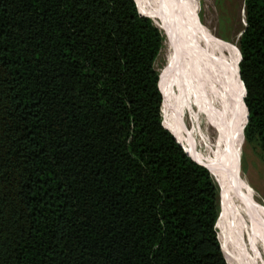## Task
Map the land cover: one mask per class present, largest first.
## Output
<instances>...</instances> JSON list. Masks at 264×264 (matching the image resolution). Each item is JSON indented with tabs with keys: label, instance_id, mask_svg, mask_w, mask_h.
I'll use <instances>...</instances> for the list:
<instances>
[{
	"label": "trees",
	"instance_id": "1",
	"mask_svg": "<svg viewBox=\"0 0 264 264\" xmlns=\"http://www.w3.org/2000/svg\"><path fill=\"white\" fill-rule=\"evenodd\" d=\"M243 3L264 161V0ZM162 33L151 0H0V264H234L216 182L161 116Z\"/></svg>",
	"mask_w": 264,
	"mask_h": 264
},
{
	"label": "bare ground",
	"instance_id": "2",
	"mask_svg": "<svg viewBox=\"0 0 264 264\" xmlns=\"http://www.w3.org/2000/svg\"><path fill=\"white\" fill-rule=\"evenodd\" d=\"M151 2L156 14L162 20L163 34L166 37L164 45L167 51V65L171 66L170 76L163 80V111L167 114L169 124L183 134L187 145L201 165L211 172L218 185L219 196L224 201L232 227V235L224 240V244L223 241L221 243L228 258L234 264H262L255 251V243L260 234L262 203L258 201L252 187L241 177L229 150L242 105L238 48L231 42L224 45L220 38L202 24L204 36L211 47L209 65L218 79L216 91L219 92L224 80L229 82L227 93L217 97L219 127L211 131L199 121L195 103L194 92L200 75L199 33L193 21L191 3L187 0H151ZM216 57L220 60L219 66L214 65ZM173 80L176 81L177 88L175 100L172 97ZM174 102L173 110L171 106ZM199 142L211 149L213 166L197 154L200 151L197 147ZM255 221L257 224L254 227Z\"/></svg>",
	"mask_w": 264,
	"mask_h": 264
},
{
	"label": "rangeland",
	"instance_id": "3",
	"mask_svg": "<svg viewBox=\"0 0 264 264\" xmlns=\"http://www.w3.org/2000/svg\"><path fill=\"white\" fill-rule=\"evenodd\" d=\"M187 1L191 3L193 21L199 33L198 60L200 64V75L197 79L196 89L194 92L195 103L197 104L198 108V119L203 126L207 127L211 131H214L219 127V119L217 116V97L227 93L229 82L228 80H224L221 86L222 89L220 88L219 92L216 91L218 79L216 73L209 65L211 47L204 36L202 24L218 38H220L222 42H224V45H227L228 42H231L237 47L239 35L245 26L244 3L243 0ZM162 36L164 42L166 37L163 33ZM166 52V47L164 45L155 64L156 70L159 72V76L164 79L170 76L171 70V66L167 65L168 60ZM237 57L239 59V51L237 52ZM219 64L220 60L218 57H216L214 65L219 66ZM176 92V81H174L172 84V97H174V100L177 97ZM171 108L174 110L175 102ZM166 115V112L162 111L161 109L162 119L167 123L168 119ZM245 126L246 123L244 125V117H242L239 110V115L234 128V134L232 138L233 140L229 150L241 177L250 187H252V189L256 192L258 201L262 203L263 213L260 219V234L255 243V251L261 263L264 264V161L258 144L254 141L245 142L243 133ZM197 147L198 150H200L197 152V154L208 164L213 166L211 149L201 142L197 143ZM207 155L211 158H209ZM219 207L220 212L218 215L216 231L218 230L220 242L222 243L223 241L224 244V240L232 235V227L225 210L224 201L222 198H220V196ZM256 222L257 221H255L253 224L254 227L257 224Z\"/></svg>",
	"mask_w": 264,
	"mask_h": 264
},
{
	"label": "water",
	"instance_id": "4",
	"mask_svg": "<svg viewBox=\"0 0 264 264\" xmlns=\"http://www.w3.org/2000/svg\"><path fill=\"white\" fill-rule=\"evenodd\" d=\"M151 19V18H150ZM152 20V19H151ZM242 33H240V35H241ZM240 35H239V37H240ZM239 51V50H238ZM239 61H240V52H239V59H238V63H239ZM238 74H239V68H238ZM239 78H240V76H239ZM241 83H242V81H241ZM242 86H243V83H242ZM243 89H244V97H245V94H246V92H245V88H244V86H243ZM244 99V98H243ZM245 123H247V115H246V121H245ZM185 152V151H184ZM186 153V152H185ZM192 159V158H191ZM193 160V159H192ZM194 161V160H193ZM195 163H197L198 165H201V164H199L198 162H196V161H194ZM201 166H203V165H201ZM204 168H206L205 166H203ZM207 169V168H206ZM208 170V169H207ZM209 171V170H208ZM216 223H217V221H216Z\"/></svg>",
	"mask_w": 264,
	"mask_h": 264
}]
</instances>
